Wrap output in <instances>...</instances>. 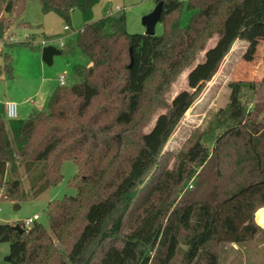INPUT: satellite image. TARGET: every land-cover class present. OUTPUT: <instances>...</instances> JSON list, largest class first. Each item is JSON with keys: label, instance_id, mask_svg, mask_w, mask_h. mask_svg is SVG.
<instances>
[{"label": "trees", "instance_id": "16d2710c", "mask_svg": "<svg viewBox=\"0 0 264 264\" xmlns=\"http://www.w3.org/2000/svg\"><path fill=\"white\" fill-rule=\"evenodd\" d=\"M0 1V41L6 48L2 67L12 71L8 50L17 43L7 39L30 0ZM99 1L40 0L44 14L54 13L67 25L72 13L81 11L85 25L76 45L89 65L74 67L79 81L58 86L48 111L36 110L24 120L0 117V200H29L22 170L28 177L36 169L41 174L31 184L35 197L57 186L65 161L78 167L70 183L78 194L49 203L51 233L37 222L30 228L22 222L24 234L1 224L0 242L11 244V264H175L178 257L181 264H219L217 244L244 243L263 232L255 216L264 211V127L259 126L264 124L248 119L240 82L231 85L234 126L216 140L212 152L197 141L174 169L163 170L136 197L234 44L248 41L255 28L264 30L259 9L264 0H155L163 3V33L154 36L130 34L124 14L94 20ZM186 6L193 14L182 28ZM214 37L212 47L198 46ZM22 44L36 47L32 39ZM191 49L205 50L204 59L192 65L188 89L173 98L168 112L138 142L117 131L134 124L147 84L164 65L175 72L195 62L194 51L187 57ZM260 84L264 77L249 83L253 88ZM230 140L244 148L240 182L222 189L218 183L224 177L216 166L210 187H205L206 176L193 183L197 169L212 153L220 160L219 151Z\"/></svg>", "mask_w": 264, "mask_h": 264}, {"label": "rangeland", "instance_id": "374dc122", "mask_svg": "<svg viewBox=\"0 0 264 264\" xmlns=\"http://www.w3.org/2000/svg\"><path fill=\"white\" fill-rule=\"evenodd\" d=\"M2 5L3 3L0 1V9ZM155 7V0H100L94 8V20H100L110 15L118 17L124 14L127 19V30L130 34H145L146 28L142 19L151 13ZM259 9L264 18V1H260ZM192 14L193 12L189 11L187 6L183 8L181 13L182 28L189 24ZM84 25L85 22L80 10H75L72 13L71 24L67 25L54 13L44 14L40 0L28 1L24 12L12 28L10 38L7 39V42L17 43L8 50L13 55V67L16 65L15 70L18 72L16 75L2 67L4 66L2 54L6 48L0 41V92L7 91L18 97L23 96L29 99V103L42 99L40 107L33 110L31 108V112L36 110L48 111L51 99L48 92L49 85L44 86V92L38 97L35 95L29 97L26 92H35L40 85L39 79L41 77L38 75L37 80L35 74H28L22 70L31 61L30 58L38 55L45 68L43 78L51 77L55 79L56 83L60 75H65L69 87L76 84L79 80L75 76L74 67L79 64L89 65V60L76 45V35L84 28ZM65 26H69L70 29L65 30ZM107 32H111L110 27L107 28ZM162 33L163 24L159 23L156 26V35ZM250 37L248 41L239 40L234 44L213 79L205 85L203 92L168 141L158 165L147 172L136 198L140 199L144 188L152 185L163 170L174 169L182 156L197 141L201 140L203 145L212 152L216 140L222 137L227 129L234 126L230 108L231 85L234 82H240V101L246 112H249L248 119L264 124V84L256 85L255 88L249 85L250 82H259L264 77V30L255 28L250 31ZM29 39H32L36 44L34 49L22 44ZM43 42L47 43V46H53L63 52L62 55L54 57L52 66L46 65L42 61V50L45 47ZM215 42L216 37L210 40L204 39L198 46L204 44L206 50L212 47ZM205 50L197 49L194 51L191 49L187 57L192 55L191 52L194 51L195 62L178 68L175 72H173V68L164 65L147 84L141 108L136 115L134 124L118 127L117 131L124 132L137 142L142 134L149 132L158 116L168 112L173 98L180 91L188 89L187 76L193 67L192 65L204 59ZM53 84L51 83V85ZM27 118L29 117L25 119ZM259 126L264 127V125ZM224 140L225 138L221 142ZM242 146L241 142L234 140L225 142L218 154L220 160L217 161V156L212 153L206 165L197 169L193 183H199L203 176H206L208 182H206L205 187H210L209 184L213 180L216 166L224 177L218 183L222 189L232 188L236 183H239L242 177L239 161L244 155ZM35 166L38 168L37 164ZM36 170L29 177L22 170L20 177L25 184V191L30 197L27 202L16 203L6 199L0 200V225L15 226L19 224L22 227V222L38 215L40 219L37 223L43 225L51 233L48 215L49 203L62 200L65 197L77 196V189L70 184L78 174V167L75 162L65 161L62 165L63 180L57 186L40 192L37 197L31 190V184L41 177L40 172H36ZM17 205L20 208H17ZM263 212L258 215V225L260 215ZM58 248L61 254H64L65 251L62 246ZM215 251L219 257V264H264V228L263 232L244 243L217 244ZM10 254L11 244L0 242V264H11V262L6 261L8 257H11ZM181 260V257H178L175 264H181Z\"/></svg>", "mask_w": 264, "mask_h": 264}, {"label": "crops", "instance_id": "0c3cea01", "mask_svg": "<svg viewBox=\"0 0 264 264\" xmlns=\"http://www.w3.org/2000/svg\"><path fill=\"white\" fill-rule=\"evenodd\" d=\"M2 16V13H0V17ZM4 45V44H3ZM31 61L25 66V68L22 70L28 74H35L36 77H37V80H38V75L39 77H41L39 79L40 81V85L39 87L35 90V92H26V94L31 97V95H35L38 97V95L42 94V92H44V86L46 84L49 85V95H53L55 89L60 86L59 85V79L57 80V82L55 83V79L51 78V77H48V78H43V73L45 72V68L43 67L42 63L40 62V59L38 57V55H36L35 57H32L30 58ZM14 61V59H13ZM16 68V65L15 67H13V70L11 71L13 74H17L18 72H16L15 70ZM11 73V74H12ZM19 76V75H17ZM51 83H54L56 84V86H53L51 85ZM51 85V86H50ZM42 99L40 101H37V102H33V103H29V99L23 97V96H15L14 94L12 93H8L7 91H4V92H0V106L1 108H3V104L6 103V102H14L18 105V119H21V120H24L26 117H29L32 112H31V108L32 110L33 109H36L37 107H40L39 105L42 103ZM37 103H39L37 105ZM4 118V116H3ZM5 119V118H4Z\"/></svg>", "mask_w": 264, "mask_h": 264}, {"label": "water", "instance_id": "95a60500", "mask_svg": "<svg viewBox=\"0 0 264 264\" xmlns=\"http://www.w3.org/2000/svg\"><path fill=\"white\" fill-rule=\"evenodd\" d=\"M163 12V3L160 2L156 4V7L154 10L149 13L148 15L144 16L142 19V23L146 28V35L148 36H154L156 34V26L160 23L161 17ZM62 51L53 47L48 46L44 47L42 50V61L48 65L52 66L54 63V57L62 55ZM133 64V58L131 59L130 67H132ZM17 208H20L19 205H17ZM14 229L18 231L20 234H24V229L18 224L14 226ZM6 261L11 262V257H8Z\"/></svg>", "mask_w": 264, "mask_h": 264}, {"label": "built area", "instance_id": "2783aa9c", "mask_svg": "<svg viewBox=\"0 0 264 264\" xmlns=\"http://www.w3.org/2000/svg\"><path fill=\"white\" fill-rule=\"evenodd\" d=\"M69 26H65V30H69ZM43 46L48 47L47 43H42ZM59 85L60 86H66L67 85V78L65 77V75H60L59 77ZM31 103H33L31 101ZM18 105L14 102H6L3 104V108H1L0 106V117H3L6 120H15L18 119ZM3 113V115H2ZM39 216L35 215L33 218H29L26 221H24V226L25 228H30L31 226H33V224L35 222H37L39 220Z\"/></svg>", "mask_w": 264, "mask_h": 264}, {"label": "bare ground", "instance_id": "6f19581e", "mask_svg": "<svg viewBox=\"0 0 264 264\" xmlns=\"http://www.w3.org/2000/svg\"><path fill=\"white\" fill-rule=\"evenodd\" d=\"M258 215H256V218H258ZM258 223H259L260 227L264 228V212L260 215V219H259Z\"/></svg>", "mask_w": 264, "mask_h": 264}]
</instances>
